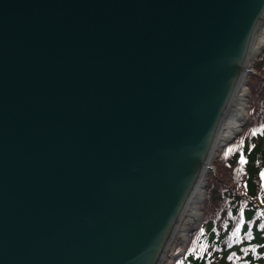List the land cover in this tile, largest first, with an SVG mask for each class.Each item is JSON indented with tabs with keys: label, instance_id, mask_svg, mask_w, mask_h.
<instances>
[{
	"label": "water",
	"instance_id": "95a60500",
	"mask_svg": "<svg viewBox=\"0 0 264 264\" xmlns=\"http://www.w3.org/2000/svg\"><path fill=\"white\" fill-rule=\"evenodd\" d=\"M263 13L0 0V264H156Z\"/></svg>",
	"mask_w": 264,
	"mask_h": 264
},
{
	"label": "trees",
	"instance_id": "16d2710c",
	"mask_svg": "<svg viewBox=\"0 0 264 264\" xmlns=\"http://www.w3.org/2000/svg\"><path fill=\"white\" fill-rule=\"evenodd\" d=\"M256 67L259 75L248 80L250 119L217 156L201 220L187 226V239L164 264H264V51Z\"/></svg>",
	"mask_w": 264,
	"mask_h": 264
},
{
	"label": "bare ground",
	"instance_id": "6f19581e",
	"mask_svg": "<svg viewBox=\"0 0 264 264\" xmlns=\"http://www.w3.org/2000/svg\"><path fill=\"white\" fill-rule=\"evenodd\" d=\"M261 26H264V13L252 37L246 57V62L240 73L238 82L230 98V101L221 117L207 159L203 163V166L201 167L197 176L196 182L181 209L177 221L175 222V226L169 234V237L165 243V246L160 256L161 259L159 258L156 264H162V261L165 258L164 255L167 252L169 245H171V243H173L177 239L180 233L185 230V225L183 226L182 223L185 215L192 212H197V203L198 201H202L200 196L203 194V187H205V183L207 182L208 174L212 171V169H214V165L212 163L214 161V157H217L215 155L218 149L223 145V143L228 139V137H230L233 131L236 130L240 125L239 120L242 118L245 105V82L247 80V75L250 73V68L252 66V58L257 54L260 45L264 44V37L258 38L257 36L258 29Z\"/></svg>",
	"mask_w": 264,
	"mask_h": 264
},
{
	"label": "rangeland",
	"instance_id": "374dc122",
	"mask_svg": "<svg viewBox=\"0 0 264 264\" xmlns=\"http://www.w3.org/2000/svg\"><path fill=\"white\" fill-rule=\"evenodd\" d=\"M257 36H258V38L260 37H264V26H261V27H259V29H258V32H257ZM264 51V44H261L260 45V48H259V50H258V52H257V54L252 58V66H251V72L247 75V83H246V85L247 86H245L246 87V94H245V99H244V113H243V115H242V118L239 120V124H241V123H243V122H245L244 123V125L247 123V121L250 119V115H248V113H247V98H248V95H249V91H248V80H250L251 79V76L250 75H254V74H258L259 75V73H260V71L258 70V68L256 67V62H257V60L259 59V55L262 53ZM244 125L242 126V127H244ZM240 131V129H239V126H238V128L236 129V130H234L233 131V133L230 135V137H228V139L224 142V143H227V141L235 134V133H237V132H239ZM240 134V133H239ZM238 134V135H239ZM237 135V136H238ZM237 136H235V138L237 137ZM235 138H233L231 141H233ZM223 143V144H224ZM221 148V147H220ZM219 148V149H220ZM219 149H218V151H217V153H216V155L218 154V152H219ZM215 155V156H216ZM216 158L217 157H214V161L212 162L213 163V165H215L214 163H215V160H216ZM216 172H217V170H215V168L214 169H212V171L208 174V177H207V182H208V179L209 178H211L212 176H214L215 174H216ZM207 182L205 183V188L203 189V194L200 196L201 197V199H202V201H198V203H197V212L195 213V212H192V213H189V214H187V215H185V217H184V219H183V226H184V228H185V230L183 231V232H181L180 233V235L177 237V239L173 242V243H171V245H169V247H168V250H167V252L165 253V255H164V260L162 261V264H164L166 261H169V254L172 252V250H173V248H174V245L177 243V241L179 240V239H187V237H186V235H187V232H188V229H187V226L190 224V223H192V222H195V220H198V221H200L201 220V217H202V208H203V205H204V199H205V189H206V186H207Z\"/></svg>",
	"mask_w": 264,
	"mask_h": 264
},
{
	"label": "snow or ice",
	"instance_id": "6c2138e0",
	"mask_svg": "<svg viewBox=\"0 0 264 264\" xmlns=\"http://www.w3.org/2000/svg\"><path fill=\"white\" fill-rule=\"evenodd\" d=\"M253 135H255V133H253ZM240 163L241 164L246 163L245 157L243 155H241V157H240ZM260 176H261L262 179H264V171L260 172Z\"/></svg>",
	"mask_w": 264,
	"mask_h": 264
}]
</instances>
